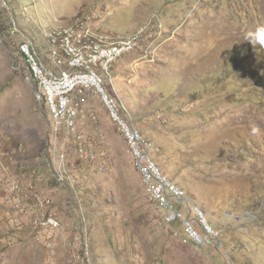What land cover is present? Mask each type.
Wrapping results in <instances>:
<instances>
[{"label":"rangeland","instance_id":"rangeland-1","mask_svg":"<svg viewBox=\"0 0 264 264\" xmlns=\"http://www.w3.org/2000/svg\"><path fill=\"white\" fill-rule=\"evenodd\" d=\"M86 17L139 36L103 79L143 159L100 93L73 131L37 98L21 44ZM0 264H264V0H0Z\"/></svg>","mask_w":264,"mask_h":264},{"label":"built area","instance_id":"built-area-1","mask_svg":"<svg viewBox=\"0 0 264 264\" xmlns=\"http://www.w3.org/2000/svg\"><path fill=\"white\" fill-rule=\"evenodd\" d=\"M89 21L90 18L86 17L77 19L73 24L48 29L45 39L48 42L49 64L42 63L30 42L21 44L20 51L28 63L31 76L38 84L37 98L45 103L56 130L73 131L81 97L88 91L100 93L135 154L143 159V154L136 145L140 135L121 117L114 106V99L104 87L103 79L110 74L114 62L136 48L139 36L110 35L92 28ZM146 175L149 179L148 172ZM158 175L160 176L159 173ZM167 185L176 198L183 195L174 185ZM156 192L161 193L160 190ZM192 234L198 239L194 232Z\"/></svg>","mask_w":264,"mask_h":264}]
</instances>
